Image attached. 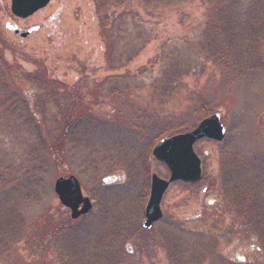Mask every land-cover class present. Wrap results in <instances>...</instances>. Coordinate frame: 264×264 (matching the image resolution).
I'll list each match as a JSON object with an SVG mask.
<instances>
[{"label": "rangeland", "instance_id": "rangeland-1", "mask_svg": "<svg viewBox=\"0 0 264 264\" xmlns=\"http://www.w3.org/2000/svg\"><path fill=\"white\" fill-rule=\"evenodd\" d=\"M240 2L264 15V0ZM205 8L201 0H155L148 11L135 0L121 7L52 0L21 20L10 0H0V215L11 202L17 214L9 222L18 219L14 241L0 245V264H78L79 249L108 245L114 235H124L128 249L102 248L107 261L99 264H169L170 249L187 253L191 264H264V230L255 225L264 222V175L255 171L264 162V72L237 76L195 54ZM175 60L195 74L161 97L155 80ZM73 113V123L83 116L86 134L57 144ZM213 114L226 132L221 142L194 145L201 180L171 185L162 219L143 231L150 177L169 174L152 148ZM232 157L244 167L235 169ZM228 174L250 183L242 188L247 199L259 196L258 209L233 213L222 193ZM68 176L91 200L87 218L70 220L53 192L54 181ZM88 254L79 264L97 257Z\"/></svg>", "mask_w": 264, "mask_h": 264}, {"label": "trees", "instance_id": "trees-1", "mask_svg": "<svg viewBox=\"0 0 264 264\" xmlns=\"http://www.w3.org/2000/svg\"><path fill=\"white\" fill-rule=\"evenodd\" d=\"M95 1L98 3L99 0ZM103 1L104 7H106V3L121 7L128 3L129 0ZM206 1L209 2V5L206 4ZM135 2L138 4L139 8L148 11L152 10L151 6L154 4L155 0H135ZM201 2L205 4L206 8L204 20L201 22V26L198 31L199 34L193 39L195 54L208 65L216 66L223 70L232 72L237 76H240L243 72L245 73L247 71L264 72V15L261 13H258L260 15L255 14L258 7H255L252 4L248 5L246 2V4L241 7L242 1L240 2V0H201ZM165 67L167 68V75L162 76L158 81L155 80L158 87V94L161 97H169L173 94V92L177 90V84L180 82L181 78L186 75H191L192 73L195 74V69L193 67L190 68L182 64L179 60L170 61L167 65H165ZM75 115L76 113L69 115L71 119L69 120V117L66 118L67 121L69 120V125L59 129V133L55 137L57 138V144L66 139L67 145L70 146L71 143H74V138H77L78 135L82 136V134H86L83 133L82 126L80 127L79 125V123L84 121L83 116L76 117L73 123ZM96 121L97 122L93 125L94 127H97L98 124L101 123L97 119ZM90 128H92V125L88 124L87 131L90 130ZM154 129L156 131V128ZM57 132L58 131L56 130L55 134ZM231 160L234 163L235 169H238V167H244V165L239 164L234 157H232ZM225 161L228 162L227 160H224V162ZM257 164L258 165L255 167L256 173L257 171L259 172L257 175H264V162ZM134 165L135 163L133 162V166ZM223 168L225 169V171L223 170L225 173H230L232 170L235 171L234 168L230 169L226 166H223ZM129 170L133 171V168H130ZM235 178H237V174L235 177H231V175L228 174V177L225 179V184L223 181L222 193L224 200L232 209L233 213L235 211L237 214L239 210H243V213L240 215L244 217L249 214L252 209L254 210L259 208V201L256 202L259 196H253L252 199H247L245 197L246 191L243 190L242 186L250 183L246 179L238 178L235 180ZM11 191L12 194H14V190ZM10 204L12 205L8 206V211L4 214L1 213L0 215V236L4 237L0 238V245H8V240L14 241V237L17 233L15 225L18 219H14L13 225L9 222V220H11L9 219L10 216L14 218L16 216L15 214H17L15 212L13 215V203L10 202ZM3 205L4 203L0 202V211L5 208ZM87 217L88 215L82 217V219ZM238 217L240 218V216ZM259 221L260 220H257L255 225L262 231L264 230V222ZM61 230L63 229L61 228L57 230L56 233H59ZM258 235L260 243L264 244V232L262 234L258 233ZM123 237L124 235L110 236V238H112L110 244H95L90 250L77 248L79 249L77 252V256L79 257H76L74 262L79 264L82 262L84 254L90 253L88 255L92 254L97 257L92 259V262L90 259L88 263L84 264L105 263L107 260H104L103 258L101 260L99 251L102 248L105 249L112 246L115 247V249H120V251L124 250L126 248L124 247L126 238ZM11 244L13 245V242ZM68 255L69 254L65 253V256ZM167 255V262L169 264L189 263V260H185L187 253L184 254L170 249ZM189 264H191V262Z\"/></svg>", "mask_w": 264, "mask_h": 264}, {"label": "water", "instance_id": "water-1", "mask_svg": "<svg viewBox=\"0 0 264 264\" xmlns=\"http://www.w3.org/2000/svg\"><path fill=\"white\" fill-rule=\"evenodd\" d=\"M51 0H10V12L19 19H26L44 9ZM30 31L20 35L25 38ZM225 130L218 115H211L202 120L195 129L185 134L176 135L160 141L151 151L153 159L168 170L167 180L160 179L155 174L150 177V191L144 209L143 228H150L162 217L160 203L165 191L171 184L198 183L202 176L201 160L193 150L196 142L206 139L221 142ZM53 192L59 203L69 210L70 218L77 219L85 215L91 208L88 198H83L80 185L75 177H60L54 181ZM81 207V208H80ZM80 208V209H79Z\"/></svg>", "mask_w": 264, "mask_h": 264}, {"label": "flooded vegetation", "instance_id": "flooded-vegetation-1", "mask_svg": "<svg viewBox=\"0 0 264 264\" xmlns=\"http://www.w3.org/2000/svg\"><path fill=\"white\" fill-rule=\"evenodd\" d=\"M82 218V217H81Z\"/></svg>", "mask_w": 264, "mask_h": 264}]
</instances>
